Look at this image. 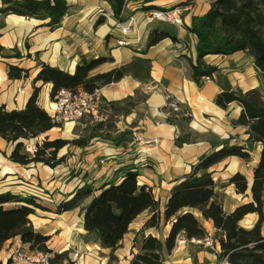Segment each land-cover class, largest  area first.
<instances>
[{
    "label": "crops",
    "instance_id": "obj_1",
    "mask_svg": "<svg viewBox=\"0 0 264 264\" xmlns=\"http://www.w3.org/2000/svg\"><path fill=\"white\" fill-rule=\"evenodd\" d=\"M68 7L59 24L50 28L45 20L18 13L0 11V101L8 108H22L35 85L40 86L38 102L53 115L51 82L34 81L43 62L73 72L78 61L106 56L95 71H104L124 65V75L97 88L94 92L111 112L106 101L136 95L135 105L126 113L115 114L112 134L127 128L129 137L117 144L109 137H95L84 146L65 145L60 154L66 159L55 167L41 162L19 164L9 158L13 144L0 137V191L11 190L22 195H33L44 207H35L30 214L29 228L49 235L47 246L52 253L67 252L55 264H129L139 249L140 239L149 233L162 241L169 233L172 218L159 226L144 224L150 211L139 213L129 225L113 255L94 233L84 227L83 206L89 200L71 209L57 211L58 204L73 196L85 183L98 185L104 181H119L126 170L138 172L139 183L153 189L163 213L165 201L173 185L190 172L204 154L224 143L248 148V158L227 155L215 162L209 170L215 180V191L226 211L252 199L253 167L260 158L261 145L249 139L248 126L234 123L242 106L233 100L226 107L215 102L222 89L247 90L264 87V70L258 68L251 55L244 50L233 53H207L204 60L217 66L212 76L202 77L198 83L193 77L191 62H196L197 35L188 29L193 15L205 13L212 0H193V7L183 14L181 24L149 21L143 6L170 7L186 0H126L123 15L126 20L134 14L132 29L123 34L116 25L107 0H66ZM0 6H3L0 0ZM152 8V7H151ZM99 15L104 21L95 24ZM167 29L176 34L148 45L152 29ZM125 36L126 44L118 39ZM9 63L24 67L21 77L10 78ZM173 98L190 111L188 119H169L166 109ZM56 126V136L71 138L68 121ZM134 131L149 141H141ZM257 147V153L252 150ZM247 177V189L239 192L230 177L235 172ZM206 227L203 237L186 238L180 235L170 250L164 251L163 264H217L221 245L220 232L200 211L190 208ZM256 211H249L239 220L244 227L254 225ZM210 240V243L206 242ZM23 243L20 236L5 240L0 246V264H18L9 260L11 250Z\"/></svg>",
    "mask_w": 264,
    "mask_h": 264
},
{
    "label": "trees",
    "instance_id": "obj_2",
    "mask_svg": "<svg viewBox=\"0 0 264 264\" xmlns=\"http://www.w3.org/2000/svg\"><path fill=\"white\" fill-rule=\"evenodd\" d=\"M3 13H18L45 20L50 28L56 27L68 7L66 0H1ZM117 19L123 20L126 0H107ZM145 9L157 7L143 6ZM99 15L95 24L104 21ZM188 29L194 32L197 59L191 62L193 77L202 82V77L212 76L217 66L204 60L207 53H233L244 50L252 56L255 65L264 70V0H212L210 8L201 15H193ZM176 40L175 33L154 28L148 36V45L164 37ZM1 46V45H0ZM107 59L106 56L82 57L73 72L43 62L34 77V81L51 82V96L54 98L60 87H82L89 92L124 75V65L104 71L95 68ZM24 67L9 63L10 78L21 77ZM40 86L35 85L22 108H8L0 101V137L13 144L9 158L22 165L41 162L52 167L62 163L67 153L60 154L65 145L84 146L95 137H109L117 144L129 137L127 128L112 134L115 119L92 120L81 132L72 138L54 136L36 140L33 148H28L27 140L37 137L56 126H63L62 121L38 102ZM136 95L122 99L108 100L113 116L126 113L135 105ZM166 109L169 119H188L182 111H175L169 105ZM236 100L241 106L239 116L233 120L248 126L249 139L260 143V158L253 167L251 184L252 199L238 204L231 211H226L215 191V180L210 166L227 155L235 154L244 158L250 156L247 147L238 144L224 143L220 148L204 154L193 169L186 173L171 188L165 201L164 212L160 210V201L153 189L146 183L138 182V172L133 169L125 171L119 181H104L98 185L85 183L76 189L73 196L61 201L57 211L71 209L80 205L89 197L83 206L84 227L94 233L101 244L110 248L113 255L117 245L128 231L133 219L145 209L150 211L144 226H159L163 220L172 218L171 227L165 240L154 234L143 235L139 249L132 255L129 264H163L164 247L170 251L180 235L186 238L203 237L206 227L190 208H195L207 219H210L220 232L218 240L221 245L220 255H228L230 264H264V88L251 87L247 90L222 89L215 102L226 107ZM182 108H186L181 103ZM100 110L101 105H99ZM87 117V116H85ZM84 118V117H83ZM237 191L247 189V177L237 171L231 177ZM35 207H44L33 195H22L11 190L0 191V246L8 238L19 235L23 243L31 248L49 249L48 234L29 228L30 214ZM249 211H256L258 219L254 225L244 227L239 220ZM67 252H55L51 264L62 261Z\"/></svg>",
    "mask_w": 264,
    "mask_h": 264
},
{
    "label": "built area",
    "instance_id": "obj_3",
    "mask_svg": "<svg viewBox=\"0 0 264 264\" xmlns=\"http://www.w3.org/2000/svg\"><path fill=\"white\" fill-rule=\"evenodd\" d=\"M193 7V0H186L184 4L174 5L170 7H152L143 9L146 18L149 21H165L171 24H181L183 22V14L187 9ZM134 14H131L126 20L118 19L116 25L121 29L123 34H127L132 29L134 23ZM119 44H126L128 40L125 36L118 39ZM209 77V76H204ZM53 116L57 120L78 122L85 116H91L92 120H102L106 115L101 112L99 105L100 99L95 92L77 87H60L57 89L53 98ZM173 110L182 111L185 115H189L187 108H182L177 100H172L169 104ZM134 135L139 137L141 141H149L143 138L141 134L134 131ZM210 243L209 239H206ZM53 253L49 249L31 248L29 245H16L9 254V260L18 264H51ZM217 264H230L228 255H220Z\"/></svg>",
    "mask_w": 264,
    "mask_h": 264
},
{
    "label": "rangeland",
    "instance_id": "obj_4",
    "mask_svg": "<svg viewBox=\"0 0 264 264\" xmlns=\"http://www.w3.org/2000/svg\"><path fill=\"white\" fill-rule=\"evenodd\" d=\"M264 88V87H263ZM100 105H101V112L104 113L105 115L107 114V118H112V119H115L116 116H113V114L111 113V111L105 107L104 103H102V101L100 102ZM59 121H62L64 122V120H59ZM88 123H93V121L90 119V117H84L82 118L81 120H79L78 122L74 123V126H73V129L71 130V133H67V135L74 137L78 134V132H81V129L85 128L87 126ZM57 134V129H51L49 130L48 132V137L47 138H50V137H54L56 136ZM45 137L43 134L37 136V137H34V138H31V139H28L26 142H27V145H28V148H33L34 147V143L36 140H43ZM257 147H255L252 152H253V155H255L257 153ZM53 256H54V253H53Z\"/></svg>",
    "mask_w": 264,
    "mask_h": 264
},
{
    "label": "bare ground",
    "instance_id": "obj_5",
    "mask_svg": "<svg viewBox=\"0 0 264 264\" xmlns=\"http://www.w3.org/2000/svg\"><path fill=\"white\" fill-rule=\"evenodd\" d=\"M72 123H73V122L68 121V123H67V130H69V129L71 128V124H72ZM48 132H49V131H47V132H45V133L43 134L45 138L48 137Z\"/></svg>",
    "mask_w": 264,
    "mask_h": 264
},
{
    "label": "water",
    "instance_id": "obj_6",
    "mask_svg": "<svg viewBox=\"0 0 264 264\" xmlns=\"http://www.w3.org/2000/svg\"><path fill=\"white\" fill-rule=\"evenodd\" d=\"M45 139V138H44Z\"/></svg>",
    "mask_w": 264,
    "mask_h": 264
}]
</instances>
